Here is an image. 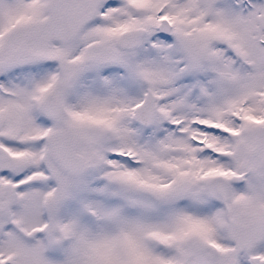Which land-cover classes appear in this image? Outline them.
Returning a JSON list of instances; mask_svg holds the SVG:
<instances>
[{
  "label": "snow or ice",
  "instance_id": "1",
  "mask_svg": "<svg viewBox=\"0 0 264 264\" xmlns=\"http://www.w3.org/2000/svg\"><path fill=\"white\" fill-rule=\"evenodd\" d=\"M0 264H264V0H0Z\"/></svg>",
  "mask_w": 264,
  "mask_h": 264
}]
</instances>
